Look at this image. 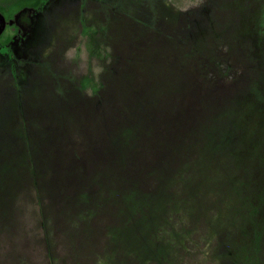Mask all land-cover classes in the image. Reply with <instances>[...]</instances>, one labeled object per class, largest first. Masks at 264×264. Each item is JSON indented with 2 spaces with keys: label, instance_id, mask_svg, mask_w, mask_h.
<instances>
[{
  "label": "rangeland",
  "instance_id": "obj_1",
  "mask_svg": "<svg viewBox=\"0 0 264 264\" xmlns=\"http://www.w3.org/2000/svg\"><path fill=\"white\" fill-rule=\"evenodd\" d=\"M0 264H264V0H0Z\"/></svg>",
  "mask_w": 264,
  "mask_h": 264
}]
</instances>
